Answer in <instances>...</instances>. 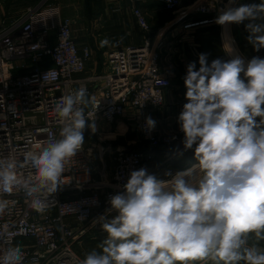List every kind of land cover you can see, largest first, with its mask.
<instances>
[{"label":"clouds","instance_id":"9594fccd","mask_svg":"<svg viewBox=\"0 0 264 264\" xmlns=\"http://www.w3.org/2000/svg\"><path fill=\"white\" fill-rule=\"evenodd\" d=\"M233 5L228 0L215 23L248 21V42L264 49V0ZM225 50L234 51L230 45ZM198 61V70L195 62L187 65V103L178 116L183 150H193L198 165L166 172L168 181L145 168L132 171L125 190L110 198L109 211L118 215L97 218L107 233L100 251L88 252L80 264H264V58L246 62L235 55L209 64L201 53ZM94 103L83 87L62 97L55 106L63 121L59 139L26 152L23 161L0 157V215L12 203L2 194L18 188L36 212L47 210L48 197L84 144L86 126L95 130L85 116ZM155 124L146 118L149 129ZM22 167L34 172L21 176ZM0 249V264H22V248L4 232Z\"/></svg>","mask_w":264,"mask_h":264},{"label":"built area","instance_id":"2783aa9c","mask_svg":"<svg viewBox=\"0 0 264 264\" xmlns=\"http://www.w3.org/2000/svg\"><path fill=\"white\" fill-rule=\"evenodd\" d=\"M4 1L0 0V10ZM117 1L119 9L127 3L144 34L143 42L107 51L104 70L85 78L77 76L86 73L87 64L94 58L93 48L77 43L74 21L62 15L59 5L40 0L15 20L0 18V157L23 161L26 152L38 151V146L59 139L63 121L55 106L81 87L87 89L89 97H95V103L85 108L87 124L112 125L125 118L131 130L138 133V141L147 146L116 152L115 171L109 176L106 170L96 169L95 147L87 148L84 136L82 148L66 165L62 184L48 197L49 207L43 213L31 208L23 189L2 194L12 203L0 215V232L22 248V264H80L83 258L75 246L94 228L98 217L109 218L116 213L109 211L110 198L125 190L130 173L153 163L156 150L171 148L184 138L180 128L160 131L156 124L154 129L146 125V113L165 106L174 74L162 65L163 36H152L140 7L155 1L176 14L182 10V0ZM216 4V0H201L189 7V12L211 15L216 12ZM215 20L207 18L201 24ZM88 34L85 29L84 37ZM46 60L51 67L46 66ZM104 151L98 150L99 154ZM17 171L21 176L34 172L29 167ZM19 240L27 243L18 244Z\"/></svg>","mask_w":264,"mask_h":264},{"label":"crops","instance_id":"0c3cea01","mask_svg":"<svg viewBox=\"0 0 264 264\" xmlns=\"http://www.w3.org/2000/svg\"><path fill=\"white\" fill-rule=\"evenodd\" d=\"M199 1L201 0H182L181 11L184 12L181 17H174L159 2L148 1L140 4L150 24L152 36L159 37L162 35L165 41L162 65L172 70L174 74L173 89L166 93L165 106L160 110L146 113L148 117L156 122V126L160 131L180 128L178 116L183 109V105L187 103L185 99L187 89L183 77L186 75L187 65L190 62H195L198 70L199 54H207L209 64L215 59L228 61L235 55L241 56L246 62L257 56L264 58V49L256 51L247 40L249 33L246 31L245 25L248 21L224 26L215 22L201 24L207 18H217L221 10L228 4V0H216V12L211 15L190 13L189 7ZM39 2L40 0H5L1 6L0 18L7 22L15 20L26 8L35 6ZM260 2L261 0H235L233 6ZM51 3L59 5L62 15L74 21L77 43L80 46L89 44L83 35L85 29H88L89 34H97L99 40H101V34L104 31H110L112 35L123 36L125 39L124 44L120 47L138 45L143 42L144 34L135 23L127 3L124 9H119L121 5L117 0H51ZM118 9L119 11H115ZM98 21H100L99 25L97 24ZM99 45L100 47L97 45L96 48L90 45L94 51V58L87 64L86 73L77 77L85 78L92 73H101L104 70L105 53L111 49L106 44L101 46V42ZM228 45L234 49L231 55L225 50ZM46 63H48L46 65L48 67L52 66L49 60H46ZM241 76L243 78V74ZM94 128L93 131L92 128L86 126L84 130V136L87 140L86 147L92 150L91 146L94 147L93 144H95L106 149L103 154H98L99 156L94 151L95 149L92 152L96 169L98 171L106 170L109 176H113L115 171L114 155L116 152L145 149L147 147L143 142L138 141L139 135L130 130L131 128L125 118L117 120L112 125L101 122ZM171 148H168L166 153L155 151L154 162L145 166L149 174L155 175L160 180L168 181L172 177L165 175L166 172L170 171L172 175H175L177 171H183L179 168H183L185 166L183 164L187 161L181 163L175 160L172 162L171 159L174 158V155L171 154ZM100 158H102V161ZM175 164L182 165L177 168ZM197 165L198 162L193 163L189 167H185L184 170L194 168ZM197 174H199V170H197ZM94 177L96 180L99 179L98 175H94ZM116 213L118 215V212ZM111 218L113 217L111 216L109 219ZM96 221L94 228L86 235L92 233L93 230H103L101 224L96 225L98 223ZM261 245L264 246V242H261ZM204 264H211V262H204Z\"/></svg>","mask_w":264,"mask_h":264},{"label":"rangeland","instance_id":"374dc122","mask_svg":"<svg viewBox=\"0 0 264 264\" xmlns=\"http://www.w3.org/2000/svg\"><path fill=\"white\" fill-rule=\"evenodd\" d=\"M184 11H180V12H177L176 14H173L174 17H181L182 14H183ZM111 24V22H110ZM113 25V23L111 24ZM102 37H101V40H99L98 38V35L97 34H88L87 37H85L87 43H89L90 45H92L93 47H100L99 43L104 41V40H107L108 43L106 44L107 47H109V49H114L116 47H120V46H123L124 44V37L123 36H116V35H112L110 31H104L102 34ZM95 47V48H96ZM175 88V86H174ZM172 116H174L172 114ZM131 130V129H130ZM138 135V133H136ZM183 141V140H182ZM182 141L175 145L174 147L171 148V151H172V155H174V158L171 159V161H175V160H178L179 162L183 163L184 161H187L192 155H194V151L193 150H187V151H184L183 150V144H182ZM86 143H87V140H86ZM93 146L95 147V152L97 153V155L99 154L98 150L99 148L103 149L106 151V149H104L103 146H98V145H95L93 144ZM92 147V146H91ZM147 148V147H146ZM157 151V150H156ZM170 151V152H171ZM157 153H159V151H157ZM95 155V154H94ZM99 156V155H98ZM95 159V158H94ZM99 159V158H98ZM100 160L102 161V158H100ZM170 161V162H171ZM96 162V161H95ZM169 163V162H168ZM97 164V163H96ZM156 165V164H155ZM200 175V173L198 174V176ZM166 187H170V185H166ZM117 214V213H116ZM116 214H114L112 217H115ZM110 218V217H109ZM100 224L99 222L96 223V225ZM89 235V234H88ZM18 244H21V243H27V241H21L19 240L17 242ZM90 243L89 242H86V238H83L81 243L80 244H77L75 246V250L76 252L82 257L84 258L85 255L92 251L91 247H90Z\"/></svg>","mask_w":264,"mask_h":264},{"label":"trees","instance_id":"16d2710c","mask_svg":"<svg viewBox=\"0 0 264 264\" xmlns=\"http://www.w3.org/2000/svg\"><path fill=\"white\" fill-rule=\"evenodd\" d=\"M167 149L168 148H161V149H158V151L166 153ZM141 150H143V149H141ZM196 162H198V161L196 160L195 155H192L189 158V160H187V163L183 164V165H185V166H183V168H179V167H181L182 164H175V165L177 168L184 170ZM106 236H107L106 232L102 233L101 231L93 230L92 233H90L89 235H86L85 238H86V242L90 243V245H91L90 247L92 250L95 249L97 251H100L98 245L104 240V237H106Z\"/></svg>","mask_w":264,"mask_h":264}]
</instances>
